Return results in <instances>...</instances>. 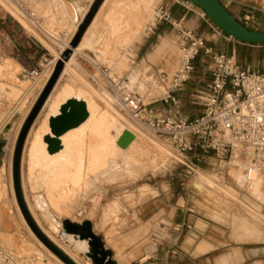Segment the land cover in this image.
<instances>
[{
  "label": "rangeland",
  "instance_id": "obj_1",
  "mask_svg": "<svg viewBox=\"0 0 264 264\" xmlns=\"http://www.w3.org/2000/svg\"><path fill=\"white\" fill-rule=\"evenodd\" d=\"M19 1L7 0L6 2L21 12L24 20L28 22V17L25 15L26 13L24 14L26 12L25 3L21 4ZM6 2L4 0V3ZM14 3L19 6H15ZM27 3L40 13L41 19V17H49L50 12L47 13L45 7L54 2L52 0H28ZM170 3H174L177 7H180L179 3H181L200 15L204 14L201 8L186 0H167L158 4L156 8L168 9L167 5ZM245 3L250 7L244 8L246 18L240 23L248 30L264 32V0H245ZM28 11H30V16L33 15L30 8ZM169 11L171 13V10ZM41 13H45V16H42ZM171 17L176 25L172 26L167 23L172 32L168 35V39H165L170 43L166 53L156 61H151V55L161 48V41L157 37L152 38L151 30H148L143 36L139 34V43H143V41H147V43L138 57L136 50L139 45L136 44L135 47H132L136 55L135 63L132 65L134 70H131L129 65V62L134 60L130 50L124 54L119 65L116 66L118 67L116 74L120 77L124 76L122 79L124 86L129 87L130 82H133L131 88L134 89L135 93L141 95L147 89L155 90L156 93L160 94L158 90L162 86L155 73L157 76L163 72L166 75H171L178 69V48L182 45L181 34L191 30L184 28L176 21L172 13ZM204 18L211 22L205 14ZM31 19H33L32 16ZM38 22L41 26V28L37 26L38 28H45L41 20ZM158 23L160 22L156 21L154 26ZM211 24L217 28L212 22ZM18 26L19 24L0 5V62H2L5 53L9 54V49L5 43H7L9 36H15ZM42 30L50 34L46 29ZM191 32L193 33V31ZM196 36L200 37L199 35ZM221 37L230 39V44H227L228 42H225ZM212 41L210 43H215V49L213 48L215 52L234 57L236 62L243 67L250 66L251 69L264 72V45L245 44L230 38L224 32L221 36L216 35ZM231 43L235 45L234 54ZM204 46L210 48V46L205 45V40ZM148 52L150 53L146 56L145 54ZM198 56L200 60L204 61L205 66L212 64L211 57L206 55L204 50H201ZM54 59L55 56L53 55V57H48L46 61L50 62ZM172 63H176V67L174 66L173 72L170 73L169 68ZM35 71L40 72V65L32 72ZM78 72L95 88L93 106L96 111L93 115L95 117L94 133L97 137L104 136L109 139L112 127L118 132L129 128L131 125L133 129L140 131L148 140L140 137L135 142L136 146L123 154L112 142L110 152L102 154L96 159L92 155V164L87 149L79 151L76 156L70 159L71 163L75 164V160L82 156L84 169H79L80 176L77 180V186L73 188L70 195L63 199L49 201L53 212L62 218L59 221L62 224L58 227L59 232H51L40 213L37 211L35 213L37 220H40L39 225L53 237L49 239L45 235L49 243L67 256L62 248L70 249V251L74 249L66 243V238L62 239L63 234L66 235L64 223L80 225L88 222L93 233L101 238L105 249L111 253L112 261L115 264H149L153 261L159 264H264V218L261 213V206L264 207V184L260 188V193L259 191L253 192L251 188V183L255 179L264 180V172L253 167H250L248 171H242V168L248 164L245 161L234 162L233 165H228L222 170L223 168L212 155L204 157L200 162H196L192 158L194 153L180 155L172 146L168 135L154 133L143 128L118 106L110 86V84L113 85V82L120 81L118 77L113 76L115 73H103L104 77L101 72L89 71L88 74L93 77L91 83L80 70ZM149 72L160 84L158 88L156 87L157 89L146 80ZM30 74L28 78L33 80ZM141 84L144 85V89L140 91L138 88ZM193 84V80L189 79L182 86L184 90L182 92L178 90L175 96L181 93L186 94L187 91L192 92L196 88ZM101 88L106 91L107 97L100 90ZM201 88H204L203 85L199 86L198 91H204ZM0 91L5 95L3 98L0 97V101H8L11 105L10 109L0 116L1 128L8 113L24 93H21L20 98H17V94L12 93L7 96L8 93L1 85ZM97 91L107 100V105L106 101L104 102L98 97ZM164 94L162 92L157 97L154 96L153 100H144L147 109L155 113L156 108L164 109L170 104L174 118L187 119L199 116L203 112L200 104L191 102L186 97L177 98L180 101L177 107H174L170 102L165 103ZM193 96H197V94L194 93ZM26 100L27 104L31 101L30 98ZM1 107L2 103L0 102ZM21 107L15 112L8 125L17 121L18 111L24 109ZM42 108L38 114L41 113ZM20 117L13 125L12 130L5 131L2 135L5 137L6 146L3 144L2 155L0 154V248L7 256L0 252V264H14L9 259L12 257L17 264H34L32 258H38L40 255V252L36 250L41 251L45 258H49L50 264H61L37 243L38 239L35 235L30 234L31 231L26 228L15 209L14 199L18 204L16 186L19 187L23 199L22 185H24V191L30 205L34 206V194L30 191L27 183L26 166L21 161L24 143L15 181L12 168L14 198L10 184L13 146L14 142L17 145L18 141L14 140ZM5 140L3 139L1 142L3 143ZM111 141L113 140L111 139ZM27 146L28 144L25 150ZM76 169L75 165L73 167L61 166L58 175H74ZM220 172H223V175ZM238 172H242L246 176V183L242 186L236 182ZM200 176L210 180L212 185L206 187L207 183H203ZM202 183L204 188L208 189L205 191L206 193L199 191V185ZM55 185L57 184L53 180L45 184L46 195L55 188ZM23 204L26 207L24 199ZM8 209L12 210L14 217L11 221L14 223L15 232L12 234L7 233L1 224L3 211ZM27 212L42 233L28 210ZM58 243L61 244L60 248ZM75 255L81 263L85 264L84 262L87 260L84 255L78 252ZM147 258H151V260L149 261ZM140 260L143 261L139 263ZM90 264L93 263L90 262Z\"/></svg>",
  "mask_w": 264,
  "mask_h": 264
},
{
  "label": "crops",
  "instance_id": "obj_2",
  "mask_svg": "<svg viewBox=\"0 0 264 264\" xmlns=\"http://www.w3.org/2000/svg\"><path fill=\"white\" fill-rule=\"evenodd\" d=\"M68 1H70L73 4V6H75V10L77 12L76 13L77 18L79 20V23H81L83 19L86 17V15L89 13L93 5V2L95 0H68ZM166 1L167 0H104L102 2L101 6L95 13L90 26L87 28L85 34L83 35L79 46L73 53L72 61H71L72 63L70 64V66H72V68L74 69L73 71H75V75H72L69 72H64L61 75L59 81L55 85V89L51 93L49 99L47 100L45 106L43 107V110L41 111L33 127L31 128L26 145L27 144L29 145L31 138L35 133L41 135L47 131V122L43 120V118L48 108L51 105H56L58 102L62 100L63 91H68V89H71L80 92L83 95V97L86 99L87 103L89 104L91 113L96 111L93 106V99L95 97H93L90 91V89H95V88L86 81V79L78 72V70H80L81 73H83L84 76L90 82L91 79H93V77L92 75L88 74L89 71H96L97 73V72H102L103 70H106L107 72L110 73H115L113 74V76L118 77V80H122L124 76L120 77V75L116 74L117 73L116 71H118V67L116 66L119 65L124 54L128 50H130L134 57V60L129 62V65L131 70H134V67L132 65L135 63L136 55L134 54L132 47H135L136 44L139 45L136 50L137 57L138 55L141 54V52H143L147 41H143V43L141 42L142 44L139 43L138 41L139 34H141V36L145 34L144 25L151 10L154 7H156L158 4L164 3ZM27 2L28 0L19 1V3L21 4L25 3L24 7L26 12H24V14L26 13L25 15H27L28 17V22L27 21L26 22L32 26L35 32L43 40V42H46L45 44L53 48V52L47 49V47L42 42L38 41L32 34L26 32L25 29L16 21L20 27L19 26L17 27V32L15 36H9L7 43H5L7 49H9V54L7 53L4 54L2 58V62H0V68H2L7 63H11L14 66L19 67L20 72H23L24 75L29 77V74L32 71L36 70L37 67H39V65L48 57H53L54 55L55 61L59 59L60 55L62 54V51L66 48V46H68V44L76 34L78 24L73 23L72 19L65 14L63 9H61L56 2L55 4L53 3L49 5V7L48 5L45 7V10H47L46 12L47 13L50 12V14L48 18L41 17V19L39 17L40 13H38L37 10L33 9V6ZM14 4L15 6H19L16 3ZM179 4L180 7H177L176 5H174V3H170L167 5V8L171 10L174 19L178 21L181 25H183L184 28L186 29L190 28V30L193 31L194 34L202 37L205 40V45L210 46L209 49L215 52V50H213L215 43H210L213 42L212 38L216 37L215 32L213 30L214 27L211 24V22L207 21L204 18V14L200 15L196 11H193V9H191L190 7H187L181 3ZM245 7H250L249 5H246L245 0H233L231 4L225 6V9L237 21L243 22L246 18V15H244ZM29 8L31 9V11H33L32 12L33 15H31L33 19H31V16L29 15L30 12L28 11ZM44 14L45 13H43L42 16H45ZM38 20H41L42 21L41 23L45 25L43 26L45 28L42 29H46L50 34L40 29L41 26L39 25ZM37 26H39L40 28H38ZM141 28L142 30H140ZM171 32H172L171 27L164 22H160L156 24V26H154L153 29H151L150 33L152 38L157 37L161 41V48H159V50H157L153 55H151V61H156L159 57H161L164 53H166L165 51L167 50L168 48L167 46L170 43L165 41V39H168V35H170ZM221 38H223L225 42H228L227 44H230L229 43L231 42L230 39H226L225 37H221ZM142 40L143 39L141 38V41ZM213 40H218V39H213ZM231 45L233 48L232 53L234 54L235 45L234 43H231ZM149 53L150 52L146 53L145 55L147 56ZM174 66L176 67V63H172L170 65L169 68L170 73L173 72ZM193 67L194 70L192 76L190 77V80H193L194 82L193 85H195L197 89L196 88L193 89L192 92L187 91L186 94L181 93L180 95H176V97L180 99L186 97L187 99L189 98L191 102L201 104L202 97L205 95L206 88L211 81L212 64H209V66H205L204 61L202 59L200 60V57L198 56L193 61ZM244 67H250V66H244ZM155 74L156 77L158 78L157 73ZM132 83L133 82H130L129 87L132 85ZM0 85L8 93L7 96H9V94L11 93L12 94L17 93L19 94L17 98L21 97L19 88L10 86L7 83L1 81H0ZM200 85H203L204 88L201 89L204 91H198ZM101 90L106 96L107 94L106 91L102 88ZM183 90H184L183 87H181L179 89V92H182ZM194 93L195 95L197 94V96H193ZM136 94L139 97H141L143 101L153 100L154 96L157 97L158 95H160L156 93L155 90L151 91L147 89L141 95L139 93ZM28 98H30L31 101H29V103L26 105V107L24 108L25 110L18 111L19 115L17 121L19 120V116L21 117L15 135L16 134L18 135L21 125L23 124L28 112L30 111L31 107L33 106L36 100L35 98L32 101L31 96H29ZM72 100L82 102L81 99H78L76 97L72 98L69 101ZM0 102L2 103V107L0 108V116H1L10 109L11 105L10 103H8V101H0ZM21 102H16V105L8 113L7 117H9L12 113L16 112L19 109L18 106L19 103ZM172 111L173 110L170 104L166 106V108L164 109H161L159 107L155 109V113L158 117H166V116L173 117ZM194 118L195 117H192L190 118V120ZM6 120L8 121L9 119L6 118ZM6 120L5 123L7 122ZM17 121H15L11 125L10 130H12L13 125H15ZM4 132L1 133V136L3 135ZM17 135L14 141H16ZM3 139L5 140V137H3ZM4 142L2 143V147ZM14 146H15V142H14ZM81 150H82L81 148H77V152H75L73 156H76ZM73 156H71V158H73ZM89 157H90V163L92 164L91 161L92 159L90 154ZM59 177H66V175L65 176L59 175ZM54 214L58 219H62L59 218V216L56 213ZM147 260L150 261L151 258H147ZM149 264H159V263H155L153 261L152 263Z\"/></svg>",
  "mask_w": 264,
  "mask_h": 264
},
{
  "label": "bare ground",
  "instance_id": "obj_3",
  "mask_svg": "<svg viewBox=\"0 0 264 264\" xmlns=\"http://www.w3.org/2000/svg\"><path fill=\"white\" fill-rule=\"evenodd\" d=\"M6 1L7 0H5V2ZM95 1L93 2V4L95 3ZM52 2H54V3L56 2L60 6V8L63 9L65 14L69 18L72 19L73 23L78 24V28L80 27V25H82L84 19L89 14L88 13L86 15V17L83 19V21L81 23H79V20L77 18V14H76L77 12L75 10V6H73V4L70 1H68V0H52ZM0 5L5 11H7V13L15 21H17L25 29L26 32L32 34L38 41L42 42L47 47V49H49L51 52H53V48L48 46L47 44H45L46 42H43V40L35 32V30L30 26V24H28L24 20V17L22 16L21 12H19L15 8H13V6L9 5L7 2L4 3V0H0ZM156 7H154L151 10V12L149 13V16L146 19V22L144 25V33H146V31H148L151 26L155 25V17H156V10H157ZM93 18H92V20H93ZM92 20H91V22H92ZM91 22H90V24H91ZM90 24L88 25V27L90 26ZM78 28H77V31H78ZM87 28H86V30H87ZM86 30H85V32H86ZM85 32L83 33V35L85 34ZM76 34H77V32H76ZM82 37H81V39H82ZM73 38H72V40H73ZM81 39L79 41V44L81 42ZM79 44L77 45V47L79 46ZM77 47L74 49L70 48V43H69L68 46H66V48L62 51V54H63L66 50L71 49L72 55L70 56L69 60L64 63V69H63L61 75L64 72H69L70 74L75 75V71H73L74 69L72 68V66H70V64L72 63L71 62L72 56H73L74 51L77 49ZM178 50H179V64H178V69H179L181 66V62H182V54H181L180 48H178ZM59 60H60V57L57 61H55V59H54L51 62V66L49 68L44 69V71L35 80H30L26 75L23 74V72H20L19 67L14 66L11 63H7L2 68H0V81L7 83L10 86L19 88L20 94L24 93V95L21 98L19 97L20 99H18V101H17V102H21V100H22V102L19 103L18 108H20L21 106H22L21 107L22 109L26 107L25 106L27 104L26 99L28 98V96H30V95L32 96V101H33V99L36 98L33 106L31 107V109L28 112L23 124L21 125V127L19 129L18 135H20L19 133L22 130L23 126L25 125V123L29 117V114L31 113L33 107L35 106V104L38 100V98L40 97L45 86L47 85L48 81L50 80V78L53 74V71H54V65H56V63ZM176 71H175V73H176ZM5 73H6V75H5ZM103 73H108V72L106 71ZM174 74L168 75V78L166 81H162L158 75V78H159V80L161 82V86H162V88H160L161 90L160 89L158 90L160 92V94L162 92L163 93L166 92L167 87L170 85V80ZM61 75L59 76L57 82L59 81ZM146 80H147V82H151L152 87H154V88H156V87L158 88L160 86L158 81L155 78H153V76L151 75L150 72L147 74ZM57 82H56V84H57ZM165 83H166V86H165ZM55 85H54L51 93L55 89ZM117 85H118V83L113 82L112 86L114 89V94H113L114 98L118 102V104H119L118 106L121 109H123L129 116H131L132 114H131L130 110L123 104L121 97H122L123 92L124 93H134V94H136V93L133 91L131 86L129 88H128V86H124V83L119 88H114V87H117ZM138 89L141 91L142 89H144V85L141 84ZM90 91H91L92 95L93 94L95 95V93H94L95 89H90ZM51 93L47 97L43 107L45 106V104H46L47 100L49 99ZM17 95H19V94H17ZM97 95L99 98L104 100V102L106 101L105 102L106 105L108 104L107 100L104 99V97L99 93V91H97ZM4 96L5 95H3L0 91V97L3 98ZM74 97L81 99L82 103L84 104V106L86 108V118H85V120L80 122L78 125L73 126L71 123L70 125H72V126H70L69 129H66L62 134H60L58 137H56L57 142L55 141V143H54L52 141V138H54L55 133L52 131L53 129H51L50 121H52V119H55V117H57L59 115H63V116H65V118L68 117V116H66L65 113L64 114L63 113L60 114V113H61L64 105H66L68 103V101ZM24 110L25 109H23V111ZM92 113H94V112H92ZM92 113L90 110V106L87 103L86 99L83 97V95L78 91L68 89V91L62 92V100L60 102H58L56 105H51L48 108V110H47V112L43 118V120H45L47 122V131L41 135L35 133L32 136V138L29 142V145L27 146V148L25 150V147H26L25 145H26V142L28 139V135H29L30 130L33 127L35 122L31 124V126L27 132L25 142H24V148H23L24 150L22 153L21 161H22V164H24L26 166L27 183L29 184L30 191L34 194V196H33L34 206L30 205V203H29V200H28V198L25 194V191H24V185H22V191L24 193L23 199H24V202L26 203L27 210L29 211V213L31 214V216L33 217V219L35 220V222L39 226L40 230H42V233H44V236L46 235L49 239L53 238V237H51V235L47 231H44L43 228L39 225L40 220L39 221L37 220V216L35 213H36V211L38 213H40V216L43 217L44 222L47 223L51 232H54V233L59 232L58 227H60L62 225L59 221L62 219H58L55 216V214L53 213L52 208L50 206L51 204H49V201H54L55 199L65 198L67 195H70L73 188L77 186V180L79 179V176H80L79 169L80 170L84 169V160H83L82 156H80L78 159L75 160V164L71 163L70 158H71V156H73L75 154V152H77V148H81L84 151L87 149V151L91 155V157L93 155V158L96 159V158H99L102 154H105V153H108L111 151L112 142L119 149V151L123 154L126 151H128L129 149H131L133 146H136L135 142L140 137L144 138V135L140 131L133 129V127L131 125L129 126V128H125V129L120 130L118 132H116L115 128L112 127L110 130L109 139H108V137H104V136H98L97 137L96 134L94 133L95 117ZM14 114H15V112L12 113L11 115L9 114L10 116L7 117L9 120L8 121L6 120L7 122L4 125H2V127L0 128V154L3 150L2 149L3 148L2 142H1L3 140V137L1 136V133L4 132L5 130L7 132L11 129V125H8V123L11 121ZM38 116H39V114H37L35 121H36ZM53 128H55V127H53ZM125 131H127L133 135V140L131 141V143L126 148H121L118 145V141ZM18 135H17V137H18ZM111 139L113 141H111ZM144 139H146V138H144ZM16 140H18V138H16ZM146 140H148V139H146ZM4 145L6 146V140L4 142ZM15 149H16V143H15V146L13 149V156H12V160H11L12 162H11V167H10V184L12 187L13 198H14L15 192L13 191V185H12V178L11 177H12V168H13V159H14ZM161 150L163 151V149H161ZM164 152L167 153L166 151H164ZM245 162H247V161H245ZM244 164H246V163H244ZM62 165L67 166V167H73L75 165L77 168L76 169L77 171L74 175H66V177H59L58 173L61 171L60 167ZM249 169H250V166L247 164L245 167L242 168V171H248ZM199 175L197 176V178L199 177ZM200 179L203 181V183L204 182L207 183L206 187L210 184L212 185L211 181L208 180L207 178H205L204 176H200ZM50 180H53L58 185H55V188L53 187L54 189H51L50 193L48 195H46L45 184L48 183ZM236 180H237L236 182H238V184L240 186H242L246 183V176L242 172H238V174L236 176ZM60 183H61V185H59ZM203 183L199 185V191L205 192L208 189L204 188L205 186L203 185ZM263 184H264V180L259 179V178L252 181L251 188H252L253 192L259 191V193H260V188L262 187ZM253 194H255V193H253ZM14 202H15V209L17 210L16 211L17 214L19 215V217H21L22 221L25 223L26 228L31 231L30 234L32 236H34L35 235L34 232L30 229V227H29L25 217L23 216L21 209L18 207V204L16 203L15 199H14ZM59 211H57V212H59ZM13 218L14 217H13V213H12L11 209L3 211V219H2L1 224H2L3 229L7 233H10V234L15 232L14 223H12V221H11ZM35 237H36V235H35ZM65 238L67 239L66 243L71 245V247H73L74 250H72V251L75 254H76V252H78V253H81L82 255H84L85 259L87 260L84 263L90 264L91 260L87 257L88 254H90V248L88 246L87 240L79 239L78 237L71 235V234H68V233H66V235L63 234L62 239H65ZM51 240L53 241V239H51ZM37 243L48 254L50 253L52 258H54L57 262L60 261L61 264H66L56 254H54L50 249H48L39 239L37 240ZM57 245L59 246V248L61 247V244L58 243ZM62 250L73 263L83 264L77 259L76 255L72 251H70V249L62 248ZM36 251L40 252V255L38 256V258H32V261L34 262V264H50L49 258H47V257L45 258L44 254L41 251H38V250H36ZM0 252H2L5 256H7L3 252V250H1V248H0ZM12 258H9L10 261H12L14 264H17L14 262V260ZM90 258H93V257L90 256ZM143 260H145V259H143ZM143 260H140L139 263H141Z\"/></svg>",
  "mask_w": 264,
  "mask_h": 264
},
{
  "label": "built area",
  "instance_id": "obj_4",
  "mask_svg": "<svg viewBox=\"0 0 264 264\" xmlns=\"http://www.w3.org/2000/svg\"><path fill=\"white\" fill-rule=\"evenodd\" d=\"M232 1L218 0L224 8ZM156 21L176 25L170 11L163 7L157 8ZM213 30L221 36V30ZM181 36V66L170 80L164 102H170L174 107L180 104L175 93L190 79L193 61L204 50L212 59V70L211 81L200 104L203 112L192 120L158 117L147 109L137 94L123 92L121 99L130 110L132 119L151 132L168 135L180 155L194 153L192 158L196 162L212 155L222 170L234 162L247 161L250 167L264 172V72L243 67L234 57L205 48L204 40L191 31H184ZM51 62L44 60L40 72H32L31 78L35 80L51 66ZM103 72L106 70L101 72L104 76ZM159 77L166 81L168 75L163 72ZM123 82L120 80L114 88H119ZM110 86L114 93L113 86ZM261 213L264 218L263 206Z\"/></svg>",
  "mask_w": 264,
  "mask_h": 264
},
{
  "label": "water",
  "instance_id": "obj_5",
  "mask_svg": "<svg viewBox=\"0 0 264 264\" xmlns=\"http://www.w3.org/2000/svg\"><path fill=\"white\" fill-rule=\"evenodd\" d=\"M193 5L201 8L204 14L210 19V21L222 32L228 35L230 38L234 40L240 41L245 44H253V45H264V32H254L248 30L244 27L240 22H238L229 12L218 2V0H188ZM103 0H96L92 5L89 14L84 19L82 25L78 28L77 34L74 36L73 40L70 42V48H76L79 44L83 33L86 28L90 24L92 18L95 13L99 9ZM72 55L71 49L66 50L60 57V60L56 63L54 67L53 74L45 86L43 92L38 98L34 108L32 109L25 125L23 126L21 133L18 137L14 160H13V176L15 181V176L19 171V162L21 157V149L23 143L25 141L27 132L33 123V120L39 113L40 109L43 107L47 97L51 93L54 85L56 84L59 76L61 75L64 69V63L67 62ZM66 114V117L63 115H59L50 121L51 129L55 133L54 138H52L55 143L56 137L62 134L66 129H69L70 126L78 125L80 122L85 120L86 118V108L82 102L79 101H68L66 105L62 108L60 114ZM72 123V125H70ZM74 123V124H73ZM55 127V128H53ZM133 140V135L127 131L123 133L121 138L118 141V145L121 148H126L131 141ZM57 142V140H56ZM57 144V143H56ZM55 145V144H54ZM16 185V182H14ZM16 198L18 201L19 208L23 213L30 229L34 232L36 237L54 254H56L63 262L66 264H75L73 263L67 256H65L61 251H59L56 247L51 245L47 238L39 231V229L35 226L29 214L27 212V208L23 204V199L21 196V192L19 187L16 186ZM64 231L66 233L74 235L79 239H85L88 242V246L90 248V254H88V258L91 260L93 264H115L112 261V255L109 251L105 249L103 242L100 237L95 235L92 231L91 225L88 222H84L80 225L72 224V223H64ZM92 256L93 258H90ZM136 264V263H135Z\"/></svg>",
  "mask_w": 264,
  "mask_h": 264
},
{
  "label": "trees",
  "instance_id": "obj_6",
  "mask_svg": "<svg viewBox=\"0 0 264 264\" xmlns=\"http://www.w3.org/2000/svg\"><path fill=\"white\" fill-rule=\"evenodd\" d=\"M186 1H188V0H186Z\"/></svg>",
  "mask_w": 264,
  "mask_h": 264
}]
</instances>
